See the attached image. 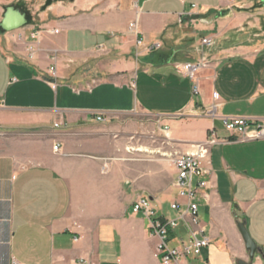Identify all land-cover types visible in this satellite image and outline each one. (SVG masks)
Segmentation results:
<instances>
[{
	"label": "crops",
	"instance_id": "0c3cea01",
	"mask_svg": "<svg viewBox=\"0 0 264 264\" xmlns=\"http://www.w3.org/2000/svg\"><path fill=\"white\" fill-rule=\"evenodd\" d=\"M261 4L74 0L48 6L33 24L0 35V110L39 115L31 138L54 136L61 165L38 160L51 156V148L44 144L37 152L36 141L22 142L27 154L0 152V264H161L146 219L131 211L144 193L133 192L126 164L107 162L119 147L114 138H133V130L143 127L137 119L142 115L160 130L168 127L177 153L215 132L204 164L207 188L197 198L195 228L203 231L194 236H206L209 244L180 264H264V137L242 138L221 122L241 117L264 127V28L253 17L264 15ZM135 18L137 30H129ZM38 28L58 33L42 32L38 53L28 59V34ZM203 37H211L213 46L203 47ZM153 43L159 47L144 50ZM201 60L206 63L196 97L191 80L174 66ZM212 92L220 104L213 119L203 114ZM25 155L30 161H21ZM148 196L158 215L177 221L168 245L191 241L188 217L170 209L184 199L176 193ZM239 222L257 247L252 260Z\"/></svg>",
	"mask_w": 264,
	"mask_h": 264
},
{
	"label": "built area",
	"instance_id": "2783aa9c",
	"mask_svg": "<svg viewBox=\"0 0 264 264\" xmlns=\"http://www.w3.org/2000/svg\"><path fill=\"white\" fill-rule=\"evenodd\" d=\"M195 5H193L194 7ZM128 29L132 31L137 30V18L128 23ZM42 32L48 34L58 33V29L44 28L32 29L28 34L31 39L26 44V56L28 59H34L39 51L37 46ZM24 37V35L22 36ZM21 38V35L18 36ZM25 38V37H24ZM201 45L206 48L213 46L214 41L211 37H203ZM142 40H137V45H141ZM159 43L149 44L144 46L147 52L158 48ZM53 64L49 67L52 75L56 73V57L50 56ZM206 62L198 61L196 63H180L174 66V70L182 75L187 76L191 80V89L194 95L200 94V82L198 72L204 67ZM212 103L204 110L203 114L210 118H218L217 109L219 103L217 102V95L215 92L211 93ZM100 121L102 118H96ZM222 125L225 130L233 133H238L242 138L258 139L264 137V127L252 126L246 119L241 117H222ZM58 127V124H55ZM168 127L164 125L162 131L166 132ZM216 142L214 130H211L208 139L204 142H199L194 149L188 152L175 153L172 159L175 175L172 180V186L175 189L176 196L183 198L184 202L173 201L170 203V209L178 212V218L188 217L187 223L189 225L190 234L193 239L188 242L181 243L179 246L173 247L168 245L169 233L177 226L176 219L166 218L158 215L157 210L153 205V201L146 194L137 196L131 206V211L134 214H141L147 221V233L150 237L157 239L155 246V254L157 255L161 264H180L185 257L189 255L198 256L201 248L209 244V239L206 236L195 238L196 234L203 231V228H195L198 225L197 210H198V195L201 191L207 188V176L210 173L209 168L204 164L208 160L209 146ZM53 151L58 152L59 144L55 143ZM12 264H20L13 261Z\"/></svg>",
	"mask_w": 264,
	"mask_h": 264
},
{
	"label": "rangeland",
	"instance_id": "374dc122",
	"mask_svg": "<svg viewBox=\"0 0 264 264\" xmlns=\"http://www.w3.org/2000/svg\"><path fill=\"white\" fill-rule=\"evenodd\" d=\"M74 0H0V20L6 6L19 7L27 14V24L17 30L11 32H2L0 35L7 34L8 36L25 28L27 25L33 24L36 19V14L44 11L48 6L59 5L62 7L69 6ZM260 7H264L261 4ZM254 18L259 19L260 26L264 28V15H254ZM6 38L3 41L6 42ZM208 72L205 71L206 79H208ZM199 74V72H198ZM199 77V75H198ZM200 83H201V78ZM196 97H198L196 95ZM39 115L27 113L10 114L0 110V152L11 153L19 151L20 153L27 154L28 145L22 142H35L36 151L40 150L43 153L44 144H48L51 148V156H41L38 160L44 161L51 165L60 167L57 158L58 152L53 151L52 138H31L34 137V126L32 123ZM137 119L143 120V127L133 130V138H114L118 142V149L113 152L112 160L116 166H124L126 164V171L134 193H144L151 196H159L166 193H175L172 186L174 176V167L172 159L175 156L176 144L169 140L166 133L158 128L155 120L142 115L137 116ZM47 135V134H45ZM49 136V135H47ZM46 136V137H47ZM113 139V138H112ZM113 139V140H114ZM42 145V147H41ZM24 151V152H23ZM48 154V153H47ZM21 158V161H30V157ZM136 188V190H134ZM154 206L157 202L153 201ZM166 207V205H165Z\"/></svg>",
	"mask_w": 264,
	"mask_h": 264
},
{
	"label": "water",
	"instance_id": "95a60500",
	"mask_svg": "<svg viewBox=\"0 0 264 264\" xmlns=\"http://www.w3.org/2000/svg\"><path fill=\"white\" fill-rule=\"evenodd\" d=\"M27 24L26 13L19 7L6 6L0 20V29L3 32H11L24 27ZM237 228L241 234L246 250L248 251V257L250 260L253 259L257 247L251 240L243 222L237 223ZM236 264H250L244 260H237Z\"/></svg>",
	"mask_w": 264,
	"mask_h": 264
},
{
	"label": "trees",
	"instance_id": "16d2710c",
	"mask_svg": "<svg viewBox=\"0 0 264 264\" xmlns=\"http://www.w3.org/2000/svg\"><path fill=\"white\" fill-rule=\"evenodd\" d=\"M0 31H2L1 29H0ZM3 32V31H2Z\"/></svg>",
	"mask_w": 264,
	"mask_h": 264
},
{
	"label": "flooded vegetation",
	"instance_id": "af4514ba",
	"mask_svg": "<svg viewBox=\"0 0 264 264\" xmlns=\"http://www.w3.org/2000/svg\"><path fill=\"white\" fill-rule=\"evenodd\" d=\"M26 17H27V14H26Z\"/></svg>",
	"mask_w": 264,
	"mask_h": 264
}]
</instances>
